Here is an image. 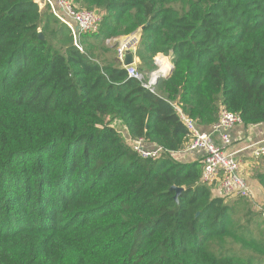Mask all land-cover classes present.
I'll use <instances>...</instances> for the list:
<instances>
[{"label": "trees", "instance_id": "16d2710c", "mask_svg": "<svg viewBox=\"0 0 264 264\" xmlns=\"http://www.w3.org/2000/svg\"><path fill=\"white\" fill-rule=\"evenodd\" d=\"M68 1L100 32L0 0V264H264L252 201L201 184L203 154L173 158L190 142L179 111L264 124V0ZM138 30L141 80L106 44ZM158 54L174 70L149 88Z\"/></svg>", "mask_w": 264, "mask_h": 264}, {"label": "built area", "instance_id": "2783aa9c", "mask_svg": "<svg viewBox=\"0 0 264 264\" xmlns=\"http://www.w3.org/2000/svg\"><path fill=\"white\" fill-rule=\"evenodd\" d=\"M38 2L42 9L50 4L57 19L72 28L74 32L76 27H79L81 33L85 34L94 35L100 32L102 16L95 11L80 10L68 0H38ZM140 37L139 33H134L130 37H125L116 46L117 58L126 69L128 76L139 80L143 79V74L139 72L136 62L128 67H125L124 63L128 53L133 52L136 56ZM106 42L117 43L118 39H108ZM153 76L146 85L149 88L153 86ZM179 115L188 130L190 138V142L184 151L190 153L201 152L203 154L201 184L210 186L219 181L220 190L225 198L252 201V189L241 174L238 160L234 154L227 152V149L233 144L230 132L234 128L243 125L240 115L223 110L219 122L212 126L210 132L203 131L193 119L188 118L181 111H179ZM214 135L220 136L221 145L214 141ZM133 149L144 158H159L163 151L161 148L146 150L142 140L134 142ZM254 157L256 159L264 158V140L261 146L255 150ZM256 208L264 217V208L260 206H256Z\"/></svg>", "mask_w": 264, "mask_h": 264}, {"label": "crops", "instance_id": "0c3cea01", "mask_svg": "<svg viewBox=\"0 0 264 264\" xmlns=\"http://www.w3.org/2000/svg\"><path fill=\"white\" fill-rule=\"evenodd\" d=\"M41 10H42V13H45V14L47 12L50 14L51 13L54 14L53 13L54 9H52V6L50 4H47L43 9L41 8ZM135 33H139L141 35V30H138ZM133 34L134 33H132L128 36H124V37L119 38L118 42L116 43V46L125 37L126 38L130 37ZM115 52H116V50H115ZM160 57H164V56L157 57L155 62ZM164 58H166V57H164ZM135 62H136V66L139 68V65L141 64V60L138 57V54H136V56H135ZM158 69H159V67H158ZM201 129L203 131L210 132L212 129V126L203 127ZM122 132H123L124 136H126V130L123 129ZM230 135L232 137L233 144L230 148L227 149V152L234 154V156L238 160V162L240 164L241 174L249 183V185L252 189V193H253L254 197L256 198V200L257 201L259 199L264 200V199H261V196H262L261 194L262 193L264 194V188L261 186L258 179L256 178L257 173L260 172L262 168H264V159H256L254 157L255 150H257L261 146V143L264 140V124L252 125V126H248V127L245 125H242V126L234 128L230 132ZM213 138L217 144L221 145V140H220L219 135H214ZM173 158H175V160L180 162V163L189 164V163H193L196 161H200V159L202 158V153L201 152L190 153V152L182 151L180 153L173 154ZM210 186H212L213 193L215 196H221L222 195V191L220 190L219 181H216L214 184H212Z\"/></svg>", "mask_w": 264, "mask_h": 264}, {"label": "water", "instance_id": "95a60500", "mask_svg": "<svg viewBox=\"0 0 264 264\" xmlns=\"http://www.w3.org/2000/svg\"><path fill=\"white\" fill-rule=\"evenodd\" d=\"M141 30H143V29H141ZM75 32L78 33V34L81 33L80 28H79V27H76ZM40 39H41V40H44V37H43L42 34L40 35ZM115 46H116V45H115ZM134 63H135V54H134L133 52L128 53V54L126 55V59H125L124 66H125V67H128V66L133 65ZM173 70H174V65H171V67H170L168 73H166V74H161V73H158V72H157L156 76H154V78H153V80H154L153 83H152L153 86H155V84L157 83V81H158L159 79L170 77L171 74L173 73ZM172 189L175 190V191L177 192V196H176V200H177V199H178V196L183 192L184 189H183V188H177V187H173Z\"/></svg>", "mask_w": 264, "mask_h": 264}, {"label": "rangeland", "instance_id": "374dc122", "mask_svg": "<svg viewBox=\"0 0 264 264\" xmlns=\"http://www.w3.org/2000/svg\"><path fill=\"white\" fill-rule=\"evenodd\" d=\"M54 15V14H53ZM43 19L46 21V19H47V14H45V13H43ZM54 17H56L55 15H54ZM58 21H59V19H58ZM60 22V21H59ZM61 23V22H60ZM72 29V28H71ZM117 39H119V38H116V40ZM106 44L107 45H113L114 44V42L113 43H107L106 42ZM116 44V43H115ZM159 56H164V57H166L165 55H163V54H158L155 58H154V61H153V63H154V65H155V69H154V71H152L150 74H148V81H150L151 80V78H152V75L154 74V73H156V72H158V66H157V64H156V62H155V60L157 59V57H159ZM168 60L167 61H169V63L172 65V62H171V60H170V58L169 57H166ZM164 65V64H163ZM162 65V66H163ZM262 196H261V199H264V194L262 193L261 194ZM230 200H232V199H230ZM260 203H259V202ZM256 200V198L254 197V195H253V198H252V202H253V204H254V207H255V209L257 210V208H256V206H260V207H262V208H264V200ZM258 211V210H257Z\"/></svg>", "mask_w": 264, "mask_h": 264}, {"label": "bare ground", "instance_id": "6f19581e", "mask_svg": "<svg viewBox=\"0 0 264 264\" xmlns=\"http://www.w3.org/2000/svg\"><path fill=\"white\" fill-rule=\"evenodd\" d=\"M167 63H165L159 70H158V73H161V74H166L168 73L171 65L169 63V61H166ZM157 73L154 74V76H156ZM153 76V77H154Z\"/></svg>", "mask_w": 264, "mask_h": 264}]
</instances>
